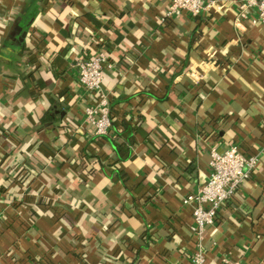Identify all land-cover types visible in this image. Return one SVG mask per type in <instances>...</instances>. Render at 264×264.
<instances>
[{
  "label": "crops",
  "instance_id": "1",
  "mask_svg": "<svg viewBox=\"0 0 264 264\" xmlns=\"http://www.w3.org/2000/svg\"><path fill=\"white\" fill-rule=\"evenodd\" d=\"M29 1L0 0V264H191L183 198L232 144L260 164L204 232L205 263L264 264V24L238 20V0L166 20L168 0H38L21 56ZM100 48L103 136L75 66Z\"/></svg>",
  "mask_w": 264,
  "mask_h": 264
},
{
  "label": "built area",
  "instance_id": "2",
  "mask_svg": "<svg viewBox=\"0 0 264 264\" xmlns=\"http://www.w3.org/2000/svg\"><path fill=\"white\" fill-rule=\"evenodd\" d=\"M208 6L210 4L206 0H168L164 19L183 12L198 16ZM237 10L238 20L251 18L255 23L264 24V0H238ZM75 66L79 82L91 98V104L85 107V120L94 125L96 134L107 135L112 126V113L109 99L102 92V82L105 68L112 66L109 57L104 51H99L91 57L78 58ZM259 164L258 153L244 152L237 144L223 151L216 146L211 148L209 179L197 192H191L183 198V203L192 208V229L199 238L191 264H206L205 246L201 241L204 232L217 222L221 208L234 199L242 183L252 177ZM222 264L242 262L225 256Z\"/></svg>",
  "mask_w": 264,
  "mask_h": 264
},
{
  "label": "trees",
  "instance_id": "3",
  "mask_svg": "<svg viewBox=\"0 0 264 264\" xmlns=\"http://www.w3.org/2000/svg\"><path fill=\"white\" fill-rule=\"evenodd\" d=\"M30 3H28L27 5H24L23 8H21V10H25L23 11V13L18 16V18L16 20H13L14 22L11 24V35H10V38L12 41H14V46H16V54L17 55H23L25 51L27 50H30L29 47L26 45L25 43V37L31 33L34 32L35 28L33 26V23H34V18L37 14V10H38V0H31L29 1ZM33 10H36V11H33ZM104 52H108L106 49L100 48V51H103ZM31 57H29V59L31 60V62H34L33 64L35 65L36 64V67H39V60H38V54H34L33 52H31ZM29 76V74L27 75ZM58 113V111H56V109H50L49 111H46L45 114L43 115L44 116V119H47L50 117V115H54ZM85 157L84 158H87L88 157H92V156H95V157H98L97 155H93L91 153H86L84 154ZM97 160L95 159V162L96 163ZM93 163V165L95 166V164ZM27 166H22L21 168H19V171L21 169H24L26 168ZM89 171V170H88ZM88 171H85L84 172V177H88L90 175H92V171L93 170H90V172Z\"/></svg>",
  "mask_w": 264,
  "mask_h": 264
}]
</instances>
